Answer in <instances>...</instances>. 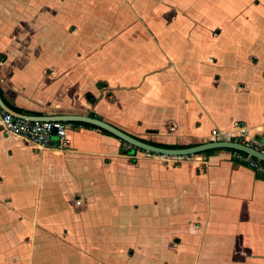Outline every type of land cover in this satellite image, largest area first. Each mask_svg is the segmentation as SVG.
Here are the masks:
<instances>
[{
    "label": "crops",
    "instance_id": "crops-1",
    "mask_svg": "<svg viewBox=\"0 0 264 264\" xmlns=\"http://www.w3.org/2000/svg\"><path fill=\"white\" fill-rule=\"evenodd\" d=\"M0 95L162 144L264 141V0H0ZM63 121L66 147L0 131V264H264V178L233 151L124 153Z\"/></svg>",
    "mask_w": 264,
    "mask_h": 264
},
{
    "label": "built area",
    "instance_id": "built-area-1",
    "mask_svg": "<svg viewBox=\"0 0 264 264\" xmlns=\"http://www.w3.org/2000/svg\"><path fill=\"white\" fill-rule=\"evenodd\" d=\"M73 126L70 122L60 120H31L28 118L15 116L0 107V131L6 135H14L23 141L37 147L50 146L53 141H57L59 146H67L69 143V131ZM213 135L217 140H233L229 135L220 129H214ZM264 154V141H247L236 139ZM235 160L242 162L254 169L257 174L264 178V161L243 154L240 151L233 152Z\"/></svg>",
    "mask_w": 264,
    "mask_h": 264
},
{
    "label": "water",
    "instance_id": "water-1",
    "mask_svg": "<svg viewBox=\"0 0 264 264\" xmlns=\"http://www.w3.org/2000/svg\"><path fill=\"white\" fill-rule=\"evenodd\" d=\"M0 107L15 115V116H20V117H24V118H28L31 120H68V121H72V120H80V121H84L87 122L89 124L95 125L101 129H105L107 131H109L112 135L117 136L118 138H120L121 140H124L126 143H128L129 145L139 148L143 151L146 152H151L154 154H159V155H164V156H189V155H195V154H199L202 153L206 150H210V149H219V148H224V149H235L247 154H250L251 156L258 158L262 161H264V154H262L261 152H259L257 149H254L244 143L238 142L236 140H217V141H211V142H205L202 143L200 145H195V146H189L186 148H163V147H158V146H154L151 145L149 143H146L144 141H141L140 139L126 133L125 131L119 129L118 127L114 126L111 123H108L105 120L99 119V118H95V117H89V116H85V117H57L55 119L49 118V117H35V116H30V115H26V114H22V113H18L16 111H14L13 109H11L9 106H7L5 104V102L3 101L1 95H0ZM124 153L127 152V149H123ZM133 152V151H132Z\"/></svg>",
    "mask_w": 264,
    "mask_h": 264
},
{
    "label": "trees",
    "instance_id": "trees-1",
    "mask_svg": "<svg viewBox=\"0 0 264 264\" xmlns=\"http://www.w3.org/2000/svg\"><path fill=\"white\" fill-rule=\"evenodd\" d=\"M88 99L91 101V102H95V98L93 97V96H91V95H89L88 96ZM6 102V101H5ZM6 104L11 108V109H13L14 111H16V112H18V113H22V114H26V111L24 110V109H21V108H18V107H16V106H14V105H11L9 102H6ZM81 124H84V125H86V126H88V127H92V128H97V129H100L103 133H106V134H111L109 131H107V130H105V129H101V128H99V127H97V126H95V125H92V124H89V123H81ZM112 135V134H111ZM113 136H115V135H113ZM115 137H117V136H115ZM118 138V137H117ZM137 138V137H136ZM120 139V138H119ZM138 139H140L141 141H144V142H146V143H149V144H151V145H154V146H158V147H163V148H186V147H189V146H187V145H169V144H162V143H158V142H155V141H151V140H146V139H141V138H138ZM233 140H235V139H233ZM123 143H126L124 140H121ZM128 144V143H127ZM228 149V148H227ZM136 150H140V151H142V152H146V151H143V150H141V149H139V148H136V147H133V150L132 151H136ZM215 150H218V149H210V150H206V151H204V152H202V153H199V154H208V153H211V152H213V151H215ZM228 150H230V151H233V152H235V151H238V150H235V149H228ZM241 152V151H240ZM149 153V152H148ZM241 153H243V154H245L244 152H241ZM150 154H154V153H151L150 152ZM189 156H191V155H189ZM261 177V176H260Z\"/></svg>",
    "mask_w": 264,
    "mask_h": 264
},
{
    "label": "rangeland",
    "instance_id": "rangeland-1",
    "mask_svg": "<svg viewBox=\"0 0 264 264\" xmlns=\"http://www.w3.org/2000/svg\"><path fill=\"white\" fill-rule=\"evenodd\" d=\"M125 144V146H126V149H127V151L128 150H130V151H132L133 150V146H131V145H129V144H127V143H124ZM140 151V150H139ZM146 153H148V152H146ZM164 156V155H163Z\"/></svg>",
    "mask_w": 264,
    "mask_h": 264
}]
</instances>
